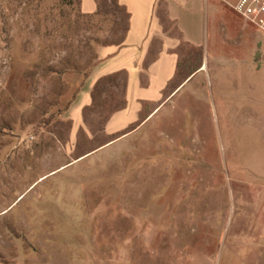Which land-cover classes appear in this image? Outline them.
I'll list each match as a JSON object with an SVG mask.
<instances>
[{
  "label": "rangeland",
  "instance_id": "374dc122",
  "mask_svg": "<svg viewBox=\"0 0 264 264\" xmlns=\"http://www.w3.org/2000/svg\"><path fill=\"white\" fill-rule=\"evenodd\" d=\"M100 3L0 0V264H264V33L210 0L163 96L78 107L128 25Z\"/></svg>",
  "mask_w": 264,
  "mask_h": 264
},
{
  "label": "crops",
  "instance_id": "0c3cea01",
  "mask_svg": "<svg viewBox=\"0 0 264 264\" xmlns=\"http://www.w3.org/2000/svg\"><path fill=\"white\" fill-rule=\"evenodd\" d=\"M129 14L128 29L120 44L104 45L100 49V64L88 78L78 107L91 103L95 84L103 77L125 72L126 95L139 113L145 102L163 96L169 82L179 71L182 42L196 43L202 33L201 15L210 0H118ZM166 6L168 19L181 36L175 37L166 29L157 13L159 3ZM84 14L99 10L98 0H81ZM204 11V13H203ZM160 39L158 43L156 40Z\"/></svg>",
  "mask_w": 264,
  "mask_h": 264
},
{
  "label": "built area",
  "instance_id": "2783aa9c",
  "mask_svg": "<svg viewBox=\"0 0 264 264\" xmlns=\"http://www.w3.org/2000/svg\"><path fill=\"white\" fill-rule=\"evenodd\" d=\"M230 5L241 18L264 33V0H234Z\"/></svg>",
  "mask_w": 264,
  "mask_h": 264
},
{
  "label": "trees",
  "instance_id": "16d2710c",
  "mask_svg": "<svg viewBox=\"0 0 264 264\" xmlns=\"http://www.w3.org/2000/svg\"><path fill=\"white\" fill-rule=\"evenodd\" d=\"M98 1H99V10L95 14H85L86 16L96 17V16H100L101 15L102 5L100 3V0H98ZM115 3H116L117 8H122V6L119 4V1L118 0H115ZM80 4H81V0H80ZM124 10L126 11L125 8H124ZM127 15H128V18H129V14L128 13H127ZM127 29H128V25H127L126 31H127ZM124 38H125V36H124Z\"/></svg>",
  "mask_w": 264,
  "mask_h": 264
}]
</instances>
